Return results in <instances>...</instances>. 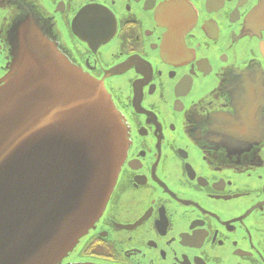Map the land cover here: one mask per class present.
Listing matches in <instances>:
<instances>
[{
    "label": "flooded vegetation",
    "instance_id": "1",
    "mask_svg": "<svg viewBox=\"0 0 264 264\" xmlns=\"http://www.w3.org/2000/svg\"><path fill=\"white\" fill-rule=\"evenodd\" d=\"M35 5L93 75L130 62L106 83L137 128L133 148L105 236L79 255L264 264V0H0V56Z\"/></svg>",
    "mask_w": 264,
    "mask_h": 264
},
{
    "label": "water",
    "instance_id": "2",
    "mask_svg": "<svg viewBox=\"0 0 264 264\" xmlns=\"http://www.w3.org/2000/svg\"><path fill=\"white\" fill-rule=\"evenodd\" d=\"M45 10L20 12L0 56V264H118L79 253L93 235L105 236L133 148L137 128L106 83L130 62L93 75ZM191 101L198 104L197 93Z\"/></svg>",
    "mask_w": 264,
    "mask_h": 264
}]
</instances>
